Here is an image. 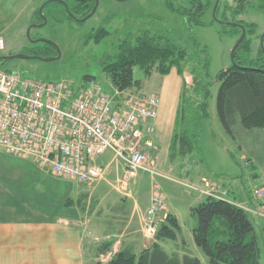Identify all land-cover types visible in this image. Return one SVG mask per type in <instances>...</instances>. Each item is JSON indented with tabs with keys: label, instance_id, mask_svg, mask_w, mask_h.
<instances>
[{
	"label": "rangeland",
	"instance_id": "obj_1",
	"mask_svg": "<svg viewBox=\"0 0 264 264\" xmlns=\"http://www.w3.org/2000/svg\"><path fill=\"white\" fill-rule=\"evenodd\" d=\"M46 1L0 0V36L5 42V48L0 51V57L26 54V49L32 46L27 34L32 25L31 37L52 41L60 49L61 57L50 62L35 58H15L4 63L5 69L43 81L70 78L80 83L85 75H91L101 84L105 92L113 96L116 89L109 76L96 63L89 60L87 55L100 56L106 49V42L115 41L118 36L113 34L100 44L90 42L87 45L85 44L86 36L102 25H106L110 31L114 32L120 29L126 20H155L165 26L189 49L194 60L204 64L208 59V81L211 83L212 93L211 116L204 122L200 151L186 158L178 156L172 160L166 155L167 151L163 145H157L156 148L153 146V150H143L148 169L140 170L128 179L129 184L125 194L117 189V181L125 177L126 171L122 162L112 161L111 152L96 158L98 164L105 166L109 164L111 169L105 178L89 187L77 181L55 177L39 169L32 160L0 149V196L14 200L27 199L28 194L31 195L29 196L31 199L39 196L40 207L49 212L52 210L53 213H60L62 210L59 207L64 205L62 200L64 196H67L68 191L73 194L76 190L73 197L78 198L82 192L89 193L92 189L98 196L107 195L106 200L111 204L114 202L111 197H124L131 205L139 203L142 208L156 191L163 195L167 208L179 218L183 237L188 243L198 248L204 264H210L208 256L196 245L192 232L196 219L191 213V207L205 200L206 196L201 191L205 187L204 182L214 183L213 180H203L202 174L206 173L209 178L213 177L220 183L224 182L230 189L225 199L236 204H241L242 200L255 203L263 199L255 196L254 189L264 187L260 177L264 175L262 171L264 129H246L238 122L233 127L235 137L226 131L218 114L217 96L220 83L217 81V75L233 64L232 50L242 35L232 25L236 21H241L242 25L250 23L256 25L254 34H246V38L252 41L250 57H258L261 49L264 54V13L249 8L233 16L229 11L228 20L222 22L224 6L229 0H221L222 9L217 15H214V7H210L199 16V21H196L188 20L186 16L172 10L167 3L168 0H98L96 12L84 22L69 20L62 6H51L43 10V16L47 19L46 24L37 26L35 25L38 24L35 22L38 20L37 11L40 12ZM171 1L176 5L185 3L184 0ZM39 15L42 16L41 13ZM203 49L207 50L206 54L202 51ZM88 63L91 64L90 67L87 66ZM185 76L190 83L192 81L190 74L186 72ZM134 77L142 80L140 92L148 95L155 93L164 78L158 73L146 78L139 67L134 68ZM189 156L192 158L190 159ZM251 160L254 164H250ZM217 169L220 172L213 171ZM39 170L40 173H37ZM218 182H216L217 185H220ZM68 186H71L70 189ZM107 201L102 206H95L93 211L99 215L95 218L102 217L105 220L103 218L105 213L110 216V210L105 205ZM66 208H69L70 212H77L79 216L90 215L88 212L85 214L81 210L78 211L77 207ZM250 220L254 225L260 248V264H264V216L262 212L259 214L250 211ZM100 225L98 221L92 226L98 229ZM142 228L137 225L134 227L137 232L140 229L144 236ZM163 243L167 250L175 244L172 240Z\"/></svg>",
	"mask_w": 264,
	"mask_h": 264
},
{
	"label": "trees",
	"instance_id": "obj_2",
	"mask_svg": "<svg viewBox=\"0 0 264 264\" xmlns=\"http://www.w3.org/2000/svg\"><path fill=\"white\" fill-rule=\"evenodd\" d=\"M47 0L43 10L51 6H62L71 21L88 16L96 6V0ZM185 3L169 7L186 16L188 20L199 21V16L216 0H184ZM254 8L264 13V0H229L223 11L222 22L228 20L227 13L233 16ZM221 1L216 15L221 10ZM37 11L38 20L43 17ZM73 15V16H72ZM79 23L84 21H77ZM241 21L232 23L240 33ZM247 33L254 34V23L244 24ZM118 36L112 42H106V49L97 55H87L109 76L113 86L120 93L140 90L142 80L134 77V68L139 67L146 78L154 73L168 75L176 70L183 78L179 104L176 112L175 127L170 142V158L186 157L200 151L204 135V122L211 116V83L208 81V59L205 63L194 60L189 49L165 26L155 20H126L122 27L114 32L106 25L91 31L85 44H100L111 35ZM251 39L245 38L237 49L235 62L217 75L220 83L217 96L219 118L226 131L234 136L233 127L240 122L246 129L264 128V54L260 50L258 57L251 58ZM205 54L206 49L202 50ZM262 51V52H261ZM26 54L41 57L57 55L56 48L48 42L32 43ZM90 54V52H88ZM0 66L5 68L6 60L0 57ZM88 60V61H89ZM90 63L87 64L90 67ZM10 70V69H9ZM192 78L189 83L185 73ZM95 78L85 75L84 79ZM85 195L77 200L84 209ZM68 199L66 204L71 203ZM196 219L193 237L196 245L208 256L210 264H260V248L254 225L250 220V211L225 198L206 197L191 207ZM176 242L177 250L168 253L163 242ZM113 242H103L101 253L111 250ZM179 250H184L181 255ZM97 264H202L197 256L188 251V244L182 235V226L173 213L167 212L165 220L159 225L154 241L139 252L122 248L107 261Z\"/></svg>",
	"mask_w": 264,
	"mask_h": 264
},
{
	"label": "built area",
	"instance_id": "obj_3",
	"mask_svg": "<svg viewBox=\"0 0 264 264\" xmlns=\"http://www.w3.org/2000/svg\"><path fill=\"white\" fill-rule=\"evenodd\" d=\"M4 48L0 36V51ZM158 108L154 94L111 96L95 78L80 83L70 78L43 81L0 66V149L32 160L55 177L89 187L109 172V164L96 161L106 152L124 165L126 176L117 181L123 194L128 179L148 169L142 125L158 116ZM204 185L206 197L223 199L229 193L216 183ZM254 194L264 198V187L255 188ZM166 213L165 198L155 191L142 225L146 238H155Z\"/></svg>",
	"mask_w": 264,
	"mask_h": 264
},
{
	"label": "crops",
	"instance_id": "obj_4",
	"mask_svg": "<svg viewBox=\"0 0 264 264\" xmlns=\"http://www.w3.org/2000/svg\"><path fill=\"white\" fill-rule=\"evenodd\" d=\"M161 81L154 93L159 100L158 116L142 125L144 137L146 135L142 149L144 151L145 149L153 150V146L156 148L157 145H163L169 157L183 78L174 69ZM132 92L144 94L136 89ZM117 93L116 90L113 96ZM258 129L263 130L264 128ZM251 163L254 164V161L251 160ZM213 171L220 172L218 169ZM262 171L264 172V165H262ZM37 173H40V170ZM255 175L258 176V174ZM202 176L203 180L218 182L213 177L209 178L206 173ZM260 177L264 182V175ZM218 184L223 188H228L224 182H218ZM68 187L70 189L71 186ZM227 190L230 193V189ZM66 194L67 196H64L62 200L64 205L59 207L62 210L60 213H53L52 210L51 213L40 207L39 196L31 199L29 197L31 195L28 194L27 199L18 198L16 200L0 196V264H97L99 260H108L122 248L139 252L154 241L145 238L140 229L138 232L134 229L135 225L142 227L146 210L151 202L150 197L145 207L142 208L139 203L131 205L124 197H111L114 199L111 204L106 200L107 195L98 196L92 189L89 193L82 192L78 198H74L70 191ZM82 194L85 195L84 209L77 201ZM68 199L72 201L66 204ZM105 201H107L105 205L111 214L107 216L108 213H105L103 215L105 220H103L102 217L97 218L99 215L93 209L95 210L97 205H104ZM238 205L253 213L264 212V198L255 203L242 200V203ZM66 207H77L78 211L81 210L85 214L88 212L90 215L79 216L77 212H70ZM167 211L175 214L168 208ZM96 215L98 216L95 218ZM98 221L101 223L100 227L93 228L92 225ZM106 241L113 242L111 250L101 253V244ZM162 244L164 246V243ZM187 244L189 253L200 258L204 264L198 248L194 244L188 242ZM165 250L168 253L176 251V242L169 250L166 248ZM179 253L183 255L185 251L179 250Z\"/></svg>",
	"mask_w": 264,
	"mask_h": 264
},
{
	"label": "water",
	"instance_id": "obj_5",
	"mask_svg": "<svg viewBox=\"0 0 264 264\" xmlns=\"http://www.w3.org/2000/svg\"><path fill=\"white\" fill-rule=\"evenodd\" d=\"M60 1H62L65 4L66 9L69 10L68 9V4L65 1H63V0H60ZM220 1L221 0H216L215 6H214V10H213L214 15L216 13L217 7L220 4ZM97 4H98V0H96V6L94 7V9L92 10V12L88 16H86V17H84L82 19L76 18V20L77 21H86L87 19H89L96 12ZM40 13L42 14V17H43V23L42 24H35L37 26L38 25L43 26L47 22V19L43 16V8L40 9ZM240 26L242 28V35H241V38L238 40L237 44L235 45V47L232 50V61L233 62H235V56H236L237 49L240 46V44L245 40L246 34H247V31H246V28L244 27V25L240 24ZM32 27H33V25L27 31L28 37L30 38L31 42L32 43L48 42V43L52 44L56 48V50L58 52L57 56H55V57H49V58H44V57H41V56H32V55H29V54H17V55L4 56L3 57L4 59H6V60H12V59H15V58H23V59L35 58V59H40V60H43V61L50 62V61H54L56 59H59L61 57L60 49L58 48V46L55 43H53L52 41H49L47 39H33L31 37L30 31H31Z\"/></svg>",
	"mask_w": 264,
	"mask_h": 264
},
{
	"label": "flooded vegetation",
	"instance_id": "obj_6",
	"mask_svg": "<svg viewBox=\"0 0 264 264\" xmlns=\"http://www.w3.org/2000/svg\"><path fill=\"white\" fill-rule=\"evenodd\" d=\"M43 22H40V23H38V24H42ZM32 56H36V55H32ZM55 56H57V55H54V56H50V57H55ZM44 58H49V57H44Z\"/></svg>",
	"mask_w": 264,
	"mask_h": 264
}]
</instances>
